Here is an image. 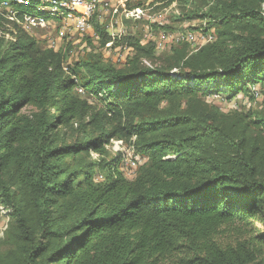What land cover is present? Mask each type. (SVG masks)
<instances>
[{
  "label": "trees",
  "instance_id": "16d2710c",
  "mask_svg": "<svg viewBox=\"0 0 264 264\" xmlns=\"http://www.w3.org/2000/svg\"><path fill=\"white\" fill-rule=\"evenodd\" d=\"M41 1L0 11V264H264V105L206 101L264 89V0H191L211 42L153 64L124 36L122 65L40 46ZM113 140L146 157L131 179Z\"/></svg>",
  "mask_w": 264,
  "mask_h": 264
},
{
  "label": "rangeland",
  "instance_id": "374dc122",
  "mask_svg": "<svg viewBox=\"0 0 264 264\" xmlns=\"http://www.w3.org/2000/svg\"><path fill=\"white\" fill-rule=\"evenodd\" d=\"M5 1V2H4ZM7 2V3H6ZM48 7L49 3L42 0L39 4ZM12 11L9 1L3 0L0 11ZM10 18L15 12H9ZM202 10L198 2L191 0H109L107 4H99L90 18V29L81 34L61 19L49 18L44 27H35L28 31L42 47H53L66 52L69 50L68 63L76 60L85 52L93 51L101 54L115 65H122L132 55L133 50L121 42L124 36H133L143 44L154 46L153 64L169 54L170 49L180 42L189 45L190 50L211 42L214 38L213 28L208 27L201 18ZM21 24V21H20ZM98 24L111 37V41L101 45L95 34L94 26ZM147 64H152L145 59ZM248 92L231 95L228 92L210 90L206 101L228 112L234 109H248L264 105V89L258 85L249 87ZM87 96V95H86ZM93 104L101 105L100 100L88 98ZM29 108H24L27 112ZM113 154H122L121 170L131 179L138 167L146 161V157L138 154L132 145L113 140ZM0 207V235L8 224V219Z\"/></svg>",
  "mask_w": 264,
  "mask_h": 264
},
{
  "label": "built area",
  "instance_id": "2783aa9c",
  "mask_svg": "<svg viewBox=\"0 0 264 264\" xmlns=\"http://www.w3.org/2000/svg\"><path fill=\"white\" fill-rule=\"evenodd\" d=\"M16 4L30 5V0H8ZM5 2V1H4ZM45 7L42 3L37 5L41 14H26L21 21L22 28L28 32L35 27H44L49 18L61 19L65 24L81 34L86 33L90 27V18L99 4H107L109 0H46ZM7 3V2H6ZM264 8V3H263ZM83 92L82 88L77 89Z\"/></svg>",
  "mask_w": 264,
  "mask_h": 264
}]
</instances>
